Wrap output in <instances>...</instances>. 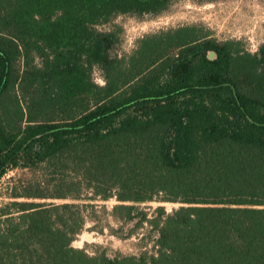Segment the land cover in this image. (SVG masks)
I'll return each mask as SVG.
<instances>
[{"label": "trees", "instance_id": "trees-1", "mask_svg": "<svg viewBox=\"0 0 264 264\" xmlns=\"http://www.w3.org/2000/svg\"><path fill=\"white\" fill-rule=\"evenodd\" d=\"M175 1L0 0V178L39 174L0 203V264H264V43L182 25L121 57L98 27ZM110 198L112 232L148 224L155 251L72 245Z\"/></svg>", "mask_w": 264, "mask_h": 264}, {"label": "rangeland", "instance_id": "rangeland-1", "mask_svg": "<svg viewBox=\"0 0 264 264\" xmlns=\"http://www.w3.org/2000/svg\"><path fill=\"white\" fill-rule=\"evenodd\" d=\"M182 25L196 26L212 37L233 41L236 43L235 47L254 53L264 43V0H177L157 15H118L109 23L98 27L114 28L118 31L120 44L117 52L123 57L133 52L137 42L144 35ZM94 77L98 82H102L99 70L94 71ZM43 172L47 174V171L43 170ZM19 178L34 180L39 178V174L21 168L9 170L0 178V203L8 200L9 187ZM80 189L82 196L91 195V190L81 183ZM50 190L49 187L48 191ZM84 202H92L100 206L104 204L105 210H99L95 219L86 220L82 231L72 241L74 247H83L92 252L94 250L92 245H100L112 255L138 256L143 251H155L152 241L144 238L148 224L136 226L129 237H119L112 232L110 228L117 231V224L110 214L111 206L117 202L114 198L105 201L84 200ZM180 204L151 200L141 203L140 206L148 217L152 218L156 214L155 207L163 206L169 212Z\"/></svg>", "mask_w": 264, "mask_h": 264}]
</instances>
